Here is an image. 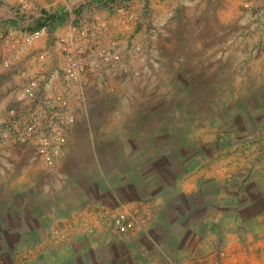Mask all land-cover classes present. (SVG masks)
Returning a JSON list of instances; mask_svg holds the SVG:
<instances>
[{"label": "rangeland", "instance_id": "374dc122", "mask_svg": "<svg viewBox=\"0 0 264 264\" xmlns=\"http://www.w3.org/2000/svg\"><path fill=\"white\" fill-rule=\"evenodd\" d=\"M122 1L137 39L152 36L150 61L81 113L71 153L55 166L32 146L0 145V264H174L165 258L176 240L197 241L182 226L259 214L264 3ZM68 7L44 11L64 17ZM127 211L135 228L116 232L114 216Z\"/></svg>", "mask_w": 264, "mask_h": 264}, {"label": "built area", "instance_id": "2783aa9c", "mask_svg": "<svg viewBox=\"0 0 264 264\" xmlns=\"http://www.w3.org/2000/svg\"><path fill=\"white\" fill-rule=\"evenodd\" d=\"M41 1L13 0L5 17L8 0H0V75L12 82L0 105V145L32 146L38 162L53 167L71 153L81 113L149 63L152 36L145 30L137 39L126 1L46 0V6L70 5L64 17L46 13ZM263 3L248 0L247 6ZM113 224L120 233L135 228L123 212Z\"/></svg>", "mask_w": 264, "mask_h": 264}, {"label": "crops", "instance_id": "0c3cea01", "mask_svg": "<svg viewBox=\"0 0 264 264\" xmlns=\"http://www.w3.org/2000/svg\"><path fill=\"white\" fill-rule=\"evenodd\" d=\"M7 4L13 5L14 2L8 0ZM26 57L27 52H25L22 58V64L26 63ZM12 79L14 82L18 81L16 75H13ZM11 87L12 82L0 75V89H2V91L4 90V93L0 90V97H2L3 94L6 95ZM133 197L128 198V200L133 199ZM255 198H258L259 200L264 199V192L256 194ZM258 199L254 200L253 205L256 209L258 208L256 211L257 213L259 212V214H244L243 211H241L238 220L236 219L231 223L222 225L221 227H218V221H215L214 217H207L206 219L192 225L182 226L183 232L195 235L197 241L190 243L183 239L184 237H182L181 240H176L174 244L172 243V246H175L176 248V254H173L174 256H171V254H169V256L167 255L165 258V261L167 262L165 263L199 264L204 263L203 261H219L217 256L219 254L222 256L223 254L225 257L221 259V264H237L238 262L240 264H264V208L259 206ZM128 206L132 207L133 204H129ZM223 211L227 212L229 210ZM125 213L132 216L129 211ZM222 229L225 231V234L228 233V235L233 236L232 239L234 240L228 242L224 239L225 237L222 240L217 234L219 233V230L222 231ZM115 231L118 232L116 229ZM241 234H247L245 240L242 238ZM172 246L167 247L169 249L172 248ZM165 248L160 252L163 253ZM185 255L188 256L185 261H176L180 256Z\"/></svg>", "mask_w": 264, "mask_h": 264}]
</instances>
